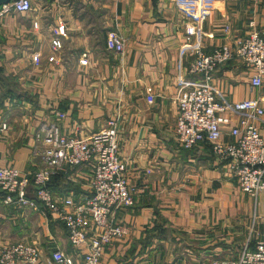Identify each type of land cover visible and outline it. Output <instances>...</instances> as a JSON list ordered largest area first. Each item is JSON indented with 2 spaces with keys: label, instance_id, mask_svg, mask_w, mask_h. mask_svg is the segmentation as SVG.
<instances>
[{
  "label": "crops",
  "instance_id": "crops-1",
  "mask_svg": "<svg viewBox=\"0 0 264 264\" xmlns=\"http://www.w3.org/2000/svg\"><path fill=\"white\" fill-rule=\"evenodd\" d=\"M204 2L189 42L193 0H31L30 12L0 21V168H39L33 138L52 126L84 138L116 121L134 203L113 213L126 234L99 264H210L263 237L264 191L247 196L207 144L185 150L175 140V97L179 83L192 80V50L233 47L249 24L264 39V0ZM111 33L124 41L120 55ZM250 75L232 61L213 82L226 101L257 100L264 110V77L260 88ZM259 132L264 139V123ZM90 176V167L64 166L49 186L77 199ZM13 243L36 245L39 264H52L56 249L81 264L54 216L6 205L0 194V246Z\"/></svg>",
  "mask_w": 264,
  "mask_h": 264
},
{
  "label": "built area",
  "instance_id": "built-area-1",
  "mask_svg": "<svg viewBox=\"0 0 264 264\" xmlns=\"http://www.w3.org/2000/svg\"><path fill=\"white\" fill-rule=\"evenodd\" d=\"M193 1L197 10L192 24L185 29L186 42L195 35L197 24L206 15L204 0ZM30 11L31 0H13L0 6V21L5 16ZM249 27L233 47L222 46L209 53L200 48L192 50L188 65L192 80L179 83L175 97L174 136L178 146L185 150L207 144L240 191L254 198L264 191V139L259 132V126L264 123V110L257 100L226 101L213 82V74L219 67L238 61L251 73V85L263 86L264 39L252 24ZM108 44L117 55L122 53L124 41L116 33L109 35ZM51 47L55 51L58 42L51 41ZM33 59L37 64V57ZM80 64L86 65V60H81ZM232 118L236 119L235 124ZM225 135L230 140H224ZM33 142L39 168L27 172L11 166L0 168L3 203L30 209L43 217L54 216L64 225L68 243L81 264H99L107 245L126 234L124 227L113 222V213L130 208L134 203L126 165L119 157L116 121L107 120L104 128L84 138L78 131L62 135L52 126L36 133ZM64 166L91 169L86 191L77 199L60 197L49 186L53 175ZM40 261V251L34 244L0 246V264H39ZM50 261L74 264L58 249L51 253ZM210 264H264V231L253 247L243 246L237 257L215 259Z\"/></svg>",
  "mask_w": 264,
  "mask_h": 264
},
{
  "label": "water",
  "instance_id": "water-1",
  "mask_svg": "<svg viewBox=\"0 0 264 264\" xmlns=\"http://www.w3.org/2000/svg\"><path fill=\"white\" fill-rule=\"evenodd\" d=\"M11 1H13V0H0V6H2L3 4H7Z\"/></svg>",
  "mask_w": 264,
  "mask_h": 264
}]
</instances>
